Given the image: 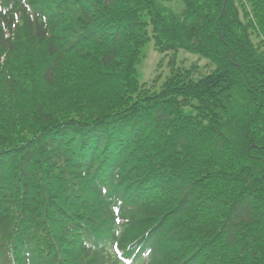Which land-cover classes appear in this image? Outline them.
Returning <instances> with one entry per match:
<instances>
[{
	"label": "trees",
	"instance_id": "16d2710c",
	"mask_svg": "<svg viewBox=\"0 0 264 264\" xmlns=\"http://www.w3.org/2000/svg\"><path fill=\"white\" fill-rule=\"evenodd\" d=\"M119 251L264 264V0H0V264Z\"/></svg>",
	"mask_w": 264,
	"mask_h": 264
},
{
	"label": "rangeland",
	"instance_id": "374dc122",
	"mask_svg": "<svg viewBox=\"0 0 264 264\" xmlns=\"http://www.w3.org/2000/svg\"><path fill=\"white\" fill-rule=\"evenodd\" d=\"M186 52L181 51L180 55L183 58H188V64H191L192 61L196 60L197 57L192 55L184 54ZM171 52L164 53L158 51L155 47L154 43L151 41L148 43L143 49V58L138 65V78L143 83H147L151 85L153 80L159 76V74L163 73V78L168 72V62L171 57ZM205 63L204 60L200 61V64L203 65Z\"/></svg>",
	"mask_w": 264,
	"mask_h": 264
}]
</instances>
